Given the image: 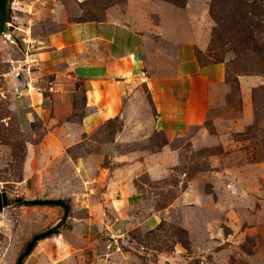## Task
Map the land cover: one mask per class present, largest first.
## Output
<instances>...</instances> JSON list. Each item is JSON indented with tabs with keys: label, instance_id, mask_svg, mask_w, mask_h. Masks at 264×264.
Wrapping results in <instances>:
<instances>
[{
	"label": "rangeland",
	"instance_id": "obj_1",
	"mask_svg": "<svg viewBox=\"0 0 264 264\" xmlns=\"http://www.w3.org/2000/svg\"><path fill=\"white\" fill-rule=\"evenodd\" d=\"M251 1L11 0L0 264H264V0L254 16ZM92 20L146 35L104 122L87 121L86 79L48 40Z\"/></svg>",
	"mask_w": 264,
	"mask_h": 264
},
{
	"label": "crops",
	"instance_id": "obj_2",
	"mask_svg": "<svg viewBox=\"0 0 264 264\" xmlns=\"http://www.w3.org/2000/svg\"><path fill=\"white\" fill-rule=\"evenodd\" d=\"M48 40L53 47L52 56L60 55V62L67 70L86 79L88 105L93 106V112L86 116L87 121L104 122L115 118L128 83L139 74L146 35L120 20H92L69 24ZM40 56L51 55L44 51ZM185 117L192 118L189 112Z\"/></svg>",
	"mask_w": 264,
	"mask_h": 264
},
{
	"label": "water",
	"instance_id": "obj_3",
	"mask_svg": "<svg viewBox=\"0 0 264 264\" xmlns=\"http://www.w3.org/2000/svg\"><path fill=\"white\" fill-rule=\"evenodd\" d=\"M11 0H0V36L3 35L6 31V27L10 20L9 10L11 6ZM50 204H58L65 208L66 214L69 213L70 207L68 206L67 202L64 200H50L47 201ZM9 199L6 192H4L0 188V214L4 210V208L8 205ZM51 232V231H50ZM39 240V237L36 236L34 240L29 244L26 254H29L33 247L36 245V242ZM23 258L18 260L17 264H22Z\"/></svg>",
	"mask_w": 264,
	"mask_h": 264
},
{
	"label": "trees",
	"instance_id": "obj_4",
	"mask_svg": "<svg viewBox=\"0 0 264 264\" xmlns=\"http://www.w3.org/2000/svg\"><path fill=\"white\" fill-rule=\"evenodd\" d=\"M242 2V1H241ZM246 2H247V4H248V0H246ZM263 2V0H253V1H251L249 4H250V7H252V11L250 12V13H248L249 14V16H251L252 14H253V16H254V14L255 15H257L258 13V11H259V9H262V8H260L261 6L259 5V3H262ZM244 3V2H243ZM261 16H264V14L261 12ZM254 21L255 20H253V22H252V24L254 23ZM236 53H238L239 52V50H237V51H235ZM202 56H201V54L200 53H198L197 54V60H198V62L200 63V64H202L203 62H202ZM26 203L27 204H31L32 202L31 201H26ZM51 231V232H50ZM50 231H47V232H45V233H42V234H40V235H37L38 237H39V240H41V239H44V238H47V237H50L51 235H53V234H56V233H58L59 231H58V229H53V230H50ZM38 240V241H39ZM20 258H23V261H24V259L26 258V255H22ZM19 258V259H20ZM23 261H22V264H23ZM18 263V262H17Z\"/></svg>",
	"mask_w": 264,
	"mask_h": 264
}]
</instances>
